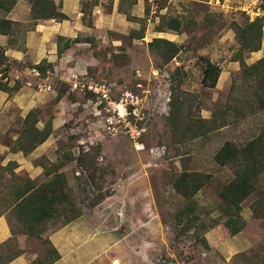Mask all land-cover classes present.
Returning a JSON list of instances; mask_svg holds the SVG:
<instances>
[{
	"label": "rangeland",
	"instance_id": "rangeland-1",
	"mask_svg": "<svg viewBox=\"0 0 264 264\" xmlns=\"http://www.w3.org/2000/svg\"><path fill=\"white\" fill-rule=\"evenodd\" d=\"M83 1L87 6L81 9L79 5L78 30L75 31L79 42L58 55L57 47L63 45L67 37L61 41L58 35L46 37V43L37 38L35 41L41 45L35 53H27L19 62L6 57L9 65L6 72L2 71L4 65L0 66V78L8 88L0 90V198L4 197L2 193L7 185L29 178L24 170L15 173L13 166L6 165L4 157L12 152L10 146L23 127V118L33 109L38 114L39 127L50 124L49 139L53 148L58 147V151L70 148L76 155L81 150H90L96 155L92 177L75 162L66 166L72 175L73 193L70 194L81 212L93 206L96 195L119 193L125 187L129 188L131 196L140 199L129 204L120 202L118 211H114L120 222L127 211L129 234L120 247L124 251L123 263L112 261V264H219L215 255L204 252L197 242L203 235L198 232V226L180 229L188 222L186 216L178 221V212L186 201L175 192L173 181L184 168L211 173L210 182L195 195V212L198 221L206 225L216 219L219 221L221 200L217 194L231 178V171L219 166L213 156L225 141L243 144L257 135L264 124V112L244 100L252 97L253 81L242 75L239 63L234 61L237 44L230 28L233 20L242 22L249 18L246 11L256 10L259 3L255 5L254 0H204L200 3L191 0H136L135 3L133 0H80V4ZM259 1L261 12L264 0ZM16 4L14 17L22 23L23 32L15 36L14 43L26 44L27 33L35 26L28 13L30 0H18ZM77 4V0H66V13L70 14ZM120 6L126 13L120 11ZM170 16L181 18L184 28L157 31L162 17ZM132 32L142 33V37L135 38ZM155 37L182 44L181 51L163 67L156 65L148 48V42ZM6 42V37L0 36V44ZM113 53L121 55L117 61L108 59ZM199 56L208 57L222 69L214 88L201 84ZM248 57L245 56L247 64L254 59ZM42 59L52 64L43 78L28 67ZM177 67L182 70L179 82H175L179 77ZM74 75H78L81 82L99 86L100 91L73 89ZM43 83L48 89L40 86ZM177 83L183 91L182 100L189 108L186 121L192 117L217 120L218 127L207 138L174 142L166 129L163 117L169 114L170 96ZM16 85L20 87L15 90ZM61 92L63 96L58 98ZM165 138L166 141H162ZM55 159L49 160L55 162ZM43 178L35 180L40 182ZM259 187L260 191L242 202L245 212L249 204L264 193V173ZM56 226L58 224L50 225L51 228ZM241 231L232 241L235 246L249 243L248 237L256 243L230 264L263 263L264 219L251 217L247 223L244 221ZM19 235L25 234L17 237ZM44 239L42 243H46Z\"/></svg>",
	"mask_w": 264,
	"mask_h": 264
},
{
	"label": "trees",
	"instance_id": "trees-1",
	"mask_svg": "<svg viewBox=\"0 0 264 264\" xmlns=\"http://www.w3.org/2000/svg\"><path fill=\"white\" fill-rule=\"evenodd\" d=\"M191 1L200 3L204 0ZM135 2L136 0H133L132 3ZM16 3L17 0H0V35L7 37V45L15 44V36L23 32L20 21L7 17V14L14 8ZM80 5H82L81 9L86 8L87 2L83 1ZM119 9L121 12L126 13L123 11V6H120ZM28 13L34 25L39 20L62 21L68 18L54 0H30ZM209 21H211V17H209ZM160 23L161 26L157 30L159 32H164L166 29L180 31L184 28L183 20L175 16L162 17ZM230 25L237 44L234 61L239 63L242 75L253 81L252 97H245L244 100L264 112V56L249 64L245 62V56L248 53L256 52L262 47L264 16H257L252 20L246 17L242 22L233 20ZM131 34L135 38L142 37V33L133 34L132 32ZM57 39L61 41L65 38L64 36H58ZM77 42H79L78 36L71 39L66 38L62 43L63 45L57 47L58 55H61L65 49ZM148 48L156 59V65L163 67L181 51L182 44L164 37H155L148 42ZM4 50L5 48L0 46V66L4 65L2 71L6 72L9 70V65L6 63ZM120 56L119 53H113L108 59L117 61ZM199 59L201 60V84L205 87L214 88L221 74V67L208 57L199 56ZM28 67L36 69L43 78L47 70L51 69L52 64L42 59L36 64H29ZM175 71L179 77L175 79L173 73H170V76L175 79V82H179L181 81L182 70L177 67ZM19 87L20 85H16L13 89L16 90ZM0 90H8L7 85L2 82V78H0ZM63 92L58 94V98L63 96ZM182 92L180 84H175L170 96L169 114L163 117L166 129L171 132V137L176 140L174 142L193 140L197 137L207 138L208 134L218 127L217 120L213 117H198L196 119L192 117V119L186 121L189 108L187 109V103L182 100L180 95ZM38 121L37 112L30 109L23 118V127L20 133L10 146L12 152L21 151L28 154L48 139L52 133L50 124L39 127L37 125ZM162 141H166V138ZM162 141L159 143L165 144ZM58 149L56 150L55 162L50 161L47 156H42L37 161L36 164L43 169L44 179L42 181L37 182L35 179L27 178L19 183L7 185L5 192L2 193L4 197L0 198V216L6 215L11 236L0 244V264H6L22 253L23 249L19 247L17 241L18 234L44 239L42 237L45 231L50 228L51 224L57 223L58 219L64 218V223H66L82 213L81 208L77 207L78 204L70 194L63 170L69 163L75 162L84 171L87 170L90 177H92L94 174L92 171L96 169L97 164L96 155L93 152L91 153L90 150H81L76 155L70 151V148H63L60 150L61 152ZM213 159L219 166L227 167L231 171V178L221 186L217 194L221 200L219 203L220 222L216 219L206 225L202 221H198L195 212L197 205L195 195L210 182L212 179L211 173L184 168L173 181L175 192L186 201L183 208L178 212V221L181 222L182 217L186 216L188 222L181 225L180 229L184 231L198 226V232H202L203 235L199 237L197 242L202 245L204 250L210 248L205 237V233L210 228L221 223L230 235H235L243 227L242 202L255 191H260L259 185L264 173V124L257 135L243 144L237 145L233 141H225L217 149ZM6 165L15 167L16 162L8 161ZM104 197L101 194L96 195L92 205L95 206ZM249 209L253 218L264 219V193H260L249 204ZM44 240L48 243L47 239ZM255 256L258 257L259 254H255ZM58 257L59 254L55 250L54 257L36 258L32 264H50ZM261 264H264V262Z\"/></svg>",
	"mask_w": 264,
	"mask_h": 264
},
{
	"label": "crops",
	"instance_id": "crops-1",
	"mask_svg": "<svg viewBox=\"0 0 264 264\" xmlns=\"http://www.w3.org/2000/svg\"><path fill=\"white\" fill-rule=\"evenodd\" d=\"M54 1L60 6L61 10L68 16V18L62 21H56L53 19L39 20L34 28L28 31L29 33H27L28 37H26V44H0V46L5 48L4 54L8 59L19 62L25 58L27 53H35L37 51V46L41 45L35 41L37 38L46 43V37L50 38L54 35L67 38H73L76 36L75 31L78 30L77 19L80 13V0H77V7H72L71 15L65 11L66 0ZM16 6L17 4L7 14V17L17 20L14 17ZM261 12L264 16V11ZM0 36L6 37L4 35ZM263 48L264 26L261 49L263 50ZM39 49L38 51H40ZM260 50L248 53V58H254L257 60L264 56V50L263 52H260ZM253 60H250V63L254 62ZM42 90L43 89H40V91ZM52 144V140L48 137L46 141L36 146L28 154H24L21 151L8 152L4 158H6V163L8 161L16 162V166L13 169L15 170V173L24 170L27 172L30 179L42 177L43 169L40 165H37L34 160L43 155H46L50 160H54L57 156L56 154L54 155V151H56L58 147L53 148L54 145ZM63 171L69 191L70 193H73L71 189L72 185L70 184L72 175L68 173L67 167L64 168ZM130 194L131 192L129 191V188L126 187L119 193L118 191L110 192L94 207H91L88 210L84 209L78 217L71 219L66 223H64V218H62V220L60 219V221L58 220L57 223L54 224H58V226L53 228L50 227L43 234V238H46L48 243H42L41 238H29L27 235H19L17 241L19 247L23 249V251L6 264H32L36 258L44 259L47 257H54L55 250L59 254V257L50 264H112V261H120L123 263L124 251H122L120 247L129 234L127 228V211L121 222L114 211L119 208L120 202L129 204L132 201H137V199L140 200L138 197L136 199ZM110 205L113 206V209L111 210L108 209V206ZM241 215L247 223L252 217L249 207H247V211L245 212L242 205ZM253 219L256 220V218ZM121 227L122 230L120 229ZM241 230L235 235H230L228 230L225 229L221 223L210 228L205 233L210 248L204 250V252H210V254L215 255L217 260L220 261L219 264H230L235 257L241 256L240 253L247 252L244 250L248 248L250 249L251 244L254 245L256 243L255 240L252 241L247 236L249 243L241 247L235 246L232 241L237 239L238 235L242 232ZM115 231H119V234H112ZM10 236V226L6 215L3 214L0 216V244ZM151 263L154 264L153 262Z\"/></svg>",
	"mask_w": 264,
	"mask_h": 264
},
{
	"label": "built area",
	"instance_id": "built-area-1",
	"mask_svg": "<svg viewBox=\"0 0 264 264\" xmlns=\"http://www.w3.org/2000/svg\"><path fill=\"white\" fill-rule=\"evenodd\" d=\"M255 1V5H257L258 3L260 4V2L261 1H259V0H254ZM253 1V2H254ZM257 5L255 8H256V10H252V11H246V13L248 14V17L250 18V20H252L253 18H255V17H257V16H261L262 15V12H260L259 11V9H260V5ZM259 8V9H258ZM261 10V9H260ZM35 74L36 75H38L39 76V72L35 69ZM78 75H74L73 76V83H72V85H71V87L73 88V89H81V90H83L84 88H87V89H93V90H95V91H100V88H99V86H92V85H89V84H87L86 82H81L78 78ZM40 86H42V87H44L45 89H48V85L47 84H45V83H43V84H41ZM102 91V94H103V89L101 90ZM104 96H106V93L104 92V94H103Z\"/></svg>",
	"mask_w": 264,
	"mask_h": 264
},
{
	"label": "water",
	"instance_id": "water-1",
	"mask_svg": "<svg viewBox=\"0 0 264 264\" xmlns=\"http://www.w3.org/2000/svg\"><path fill=\"white\" fill-rule=\"evenodd\" d=\"M155 72V71H154Z\"/></svg>",
	"mask_w": 264,
	"mask_h": 264
}]
</instances>
